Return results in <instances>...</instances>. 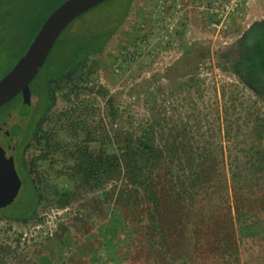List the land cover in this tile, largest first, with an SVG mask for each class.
Instances as JSON below:
<instances>
[{"label":"rangeland","instance_id":"obj_1","mask_svg":"<svg viewBox=\"0 0 264 264\" xmlns=\"http://www.w3.org/2000/svg\"><path fill=\"white\" fill-rule=\"evenodd\" d=\"M65 1L0 0V74L19 60L36 28ZM179 1L186 7L175 17L178 10L159 9L155 0H133L116 31L100 51L91 53L80 74L69 73L63 86L58 80L49 82L53 97L39 120L40 135L49 141L48 157L39 162L46 179L34 211L22 220H0V264H149L142 239L146 222L126 219L118 202L121 190L134 188L123 168L114 175L97 170L89 184L78 186L72 174L79 155L85 149L98 150L101 140L106 142L104 153H118L124 135L136 136L140 125L153 117L178 127L180 121L193 123L198 112L212 117L224 106L229 109L234 98L248 112L257 108L264 113V56L257 48L264 30V0H249L222 29L210 28L203 14L212 0ZM125 3L110 1L86 21L87 27L97 30V22L118 14ZM193 63L196 69L186 73L184 66ZM44 74L42 70L34 87L40 86ZM72 78L79 81L73 89ZM192 80L199 85L183 86ZM109 98L117 113L114 120ZM20 102L17 96L0 107V123ZM242 126L233 124V132L244 134ZM235 142L223 144L232 150ZM24 150V158L40 152L29 141ZM225 156L228 165L233 154L229 150ZM67 192L74 196L60 207L57 198ZM30 199L25 197L17 213L27 210ZM145 207L150 206L141 203V209ZM232 208L234 237L245 244L240 247L243 264H264V214L238 224ZM178 254L175 264H182L185 257ZM170 256L165 254L156 264H173Z\"/></svg>","mask_w":264,"mask_h":264},{"label":"trees","instance_id":"obj_2","mask_svg":"<svg viewBox=\"0 0 264 264\" xmlns=\"http://www.w3.org/2000/svg\"><path fill=\"white\" fill-rule=\"evenodd\" d=\"M110 1L115 0H105L87 10L62 31L43 66L29 83L28 127L32 131L27 141L37 146L40 152L24 158L31 199L27 210L13 215L12 219L22 220L35 210L40 199L41 181L46 179L39 162L48 157L49 141L40 135L39 120L46 114L53 97L49 82L58 80L63 86L69 73L80 74L91 53L100 51L116 31L124 11L133 0H126L125 7L118 14L108 16L101 24L97 22V30L89 29L86 21ZM111 17L115 20L110 21ZM45 20L34 31L22 56ZM108 23L112 24L109 26ZM63 40L65 49L57 57L56 49ZM257 48L264 56V30ZM51 64L52 69H48ZM193 65L187 64L184 71L193 72L196 69ZM42 70L45 74L40 86L34 87ZM69 81L72 89V85L77 87L79 84L74 78ZM199 83L192 80L183 86L192 88ZM107 93L103 90V95ZM16 95L0 107L13 103L17 96L22 101V97ZM108 104L110 118L114 120L117 113L111 98ZM229 107L230 110L224 106L222 112L218 111L212 117L198 112L192 117L193 123L180 121L178 127H168L165 118L157 120L153 117L140 125L136 136L124 135L118 153H104L106 142L101 140L102 146L98 150L86 152L85 149L76 159L72 175L78 186L89 184V178L97 170L106 169L114 175L123 168V174L134 188L132 191L121 190L118 202L124 208L126 219L139 225L143 220L146 222L142 239L149 264H156V260L165 254H171L169 259L175 264L179 251L178 256L185 257L182 264H243L240 247L243 249L245 244L234 237L231 212L234 207L238 224H247L264 214V113L257 108L248 112L235 98L230 100ZM231 109L234 110L230 116ZM240 109L246 113H238ZM37 111L38 116L31 117ZM233 124L238 128H241L240 124L245 126L244 134L233 132ZM232 139L236 142L231 150L223 141ZM229 150L233 156L227 165L225 154ZM71 196L74 193L67 192L57 198L59 206L67 205ZM141 203L150 207L141 209Z\"/></svg>","mask_w":264,"mask_h":264},{"label":"water","instance_id":"obj_3","mask_svg":"<svg viewBox=\"0 0 264 264\" xmlns=\"http://www.w3.org/2000/svg\"><path fill=\"white\" fill-rule=\"evenodd\" d=\"M103 1L67 0L48 16L25 54L0 79V106L16 94L22 95V103L8 121L9 124L11 121L23 123L28 116L31 104L29 83L43 66L58 36L74 19Z\"/></svg>","mask_w":264,"mask_h":264},{"label":"flooded vegetation","instance_id":"obj_4","mask_svg":"<svg viewBox=\"0 0 264 264\" xmlns=\"http://www.w3.org/2000/svg\"><path fill=\"white\" fill-rule=\"evenodd\" d=\"M13 66L2 72L0 79ZM17 95L22 97L21 93ZM17 110L16 108L7 111L5 118L0 123V220L12 219L13 215L20 214L17 212L24 206L25 197L30 196V186L25 175L24 162V147L28 139L26 128L30 113L23 123L11 121L9 124L8 121Z\"/></svg>","mask_w":264,"mask_h":264},{"label":"built area","instance_id":"obj_5","mask_svg":"<svg viewBox=\"0 0 264 264\" xmlns=\"http://www.w3.org/2000/svg\"><path fill=\"white\" fill-rule=\"evenodd\" d=\"M249 0H212L210 5L204 7V16L212 29H222L234 17L240 8ZM179 0H155L159 9L178 10ZM174 15V14H173ZM177 14H175L176 17Z\"/></svg>","mask_w":264,"mask_h":264},{"label":"crops","instance_id":"obj_6","mask_svg":"<svg viewBox=\"0 0 264 264\" xmlns=\"http://www.w3.org/2000/svg\"><path fill=\"white\" fill-rule=\"evenodd\" d=\"M178 11H175V14L179 15L182 12V9H184V7H186L184 4H182L181 2L178 3ZM174 10V9H173ZM173 14L171 13L170 16H172Z\"/></svg>","mask_w":264,"mask_h":264}]
</instances>
